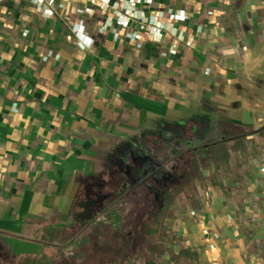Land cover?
<instances>
[{
    "label": "crops",
    "instance_id": "1",
    "mask_svg": "<svg viewBox=\"0 0 264 264\" xmlns=\"http://www.w3.org/2000/svg\"><path fill=\"white\" fill-rule=\"evenodd\" d=\"M130 1L58 0L47 19L0 2V238L16 256L45 250L122 144L264 127V0H133L163 26L136 40L118 25ZM247 140L173 224L200 263L264 264V132Z\"/></svg>",
    "mask_w": 264,
    "mask_h": 264
},
{
    "label": "trees",
    "instance_id": "2",
    "mask_svg": "<svg viewBox=\"0 0 264 264\" xmlns=\"http://www.w3.org/2000/svg\"><path fill=\"white\" fill-rule=\"evenodd\" d=\"M263 132L264 127L252 130L235 125L232 130L224 127L216 135L208 137L171 135L161 141L155 140V149L147 146L120 149L112 161L109 177L103 186L91 193L93 195L87 194L86 199L93 202L99 213L96 211V215L87 217V224L79 232L64 225L44 231L38 241L45 250L40 254L15 255V264H59L65 254L74 253L89 242L87 235L83 234L84 230L111 226L119 233L122 225L119 205L125 201L124 195L149 179L154 182L149 189L160 197V201L146 231L148 240L145 253L138 258H142L144 264H159V259L165 254V221L174 217L173 206L177 198L187 195L190 203L198 207L199 188L208 185L206 171L222 167L230 169L233 155L246 150L247 138ZM133 163L141 168L138 179H133L129 171ZM176 239L177 243L184 241L181 236H176ZM125 259L129 260L127 257ZM180 259L198 264L200 256L191 247L180 245L179 253L172 254V260L177 262Z\"/></svg>",
    "mask_w": 264,
    "mask_h": 264
},
{
    "label": "rangeland",
    "instance_id": "3",
    "mask_svg": "<svg viewBox=\"0 0 264 264\" xmlns=\"http://www.w3.org/2000/svg\"><path fill=\"white\" fill-rule=\"evenodd\" d=\"M5 6V5H4ZM7 16L6 8L0 7V25L2 19ZM171 135H153V136H139L137 140L133 141L131 145H124L128 147H152L155 149L154 141L170 138ZM145 141V143H143ZM124 148V149H126ZM130 172L133 179H138V172L140 166L136 163L132 164ZM110 168L106 169L107 172L103 179L95 181L88 186V195L98 191L99 187L103 186V182L108 179ZM151 179L141 183L135 187L133 191H128L124 196V202L119 205V210L122 215L121 231L119 233L113 230L111 226L104 228H95L84 230L83 234L87 235L89 242L84 247L78 249L74 253H67L62 258L59 264H144L142 258L145 253L146 241L148 240L146 231L148 225L152 221V217L156 211L160 197L155 192H152L149 187L153 185ZM100 194V192H98ZM93 195V194H91ZM119 195L116 196V199ZM83 197L76 202V208L73 215L65 220L66 227H71L76 232L82 230L87 224V217L96 215L97 209L93 206V202ZM191 203L187 195H181L177 198L173 206L174 217L165 221L167 227L164 231V255L159 259V264H197L188 262L186 259H180L175 262L172 260V254H178L180 245H184V241L177 243L176 236L179 237L177 231L174 230L173 224L176 220L186 218ZM99 213V210L96 212ZM192 213H190L191 216ZM86 220V221H85ZM82 236H80L81 238ZM25 246V245H24ZM29 245L25 246L23 251H27ZM32 248V247H31ZM37 250L34 249V252ZM42 249L37 251V254L42 253ZM29 252V251H28ZM26 253V252H23ZM128 258L129 260L127 261ZM16 256L5 245L2 238H0V264H15ZM127 262V263H126ZM198 264H206L199 263ZM213 264V263H209Z\"/></svg>",
    "mask_w": 264,
    "mask_h": 264
},
{
    "label": "built area",
    "instance_id": "4",
    "mask_svg": "<svg viewBox=\"0 0 264 264\" xmlns=\"http://www.w3.org/2000/svg\"><path fill=\"white\" fill-rule=\"evenodd\" d=\"M2 0H0L1 2ZM36 8V12L43 18H52L57 15L56 5L58 0H28ZM95 5L100 6L103 10L108 9L111 0H86ZM128 6L125 8L124 13L117 12L118 14V25L121 30L126 31V37L130 40H136L139 38L142 28L147 30L153 36H159L161 33L162 25L155 21V18L151 16L146 18L142 10H136L134 7V1L131 0L127 2ZM90 8L80 9L79 12H90ZM174 21L179 22L185 18V13L183 11L174 14L172 17ZM80 27L84 26V22H80ZM137 27V28H136ZM132 28H135L131 30ZM81 45V43H80ZM192 215H195V212H192Z\"/></svg>",
    "mask_w": 264,
    "mask_h": 264
}]
</instances>
